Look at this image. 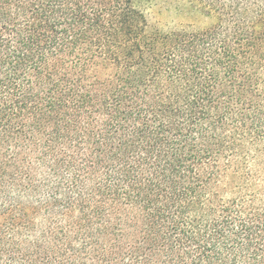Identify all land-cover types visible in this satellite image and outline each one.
Here are the masks:
<instances>
[{"label":"trees","instance_id":"1","mask_svg":"<svg viewBox=\"0 0 264 264\" xmlns=\"http://www.w3.org/2000/svg\"><path fill=\"white\" fill-rule=\"evenodd\" d=\"M149 1L0 0V264H264V0Z\"/></svg>","mask_w":264,"mask_h":264},{"label":"rangeland","instance_id":"2","mask_svg":"<svg viewBox=\"0 0 264 264\" xmlns=\"http://www.w3.org/2000/svg\"><path fill=\"white\" fill-rule=\"evenodd\" d=\"M145 5L150 21L161 29L191 25L200 30L206 26V20L195 13L189 0H152Z\"/></svg>","mask_w":264,"mask_h":264}]
</instances>
